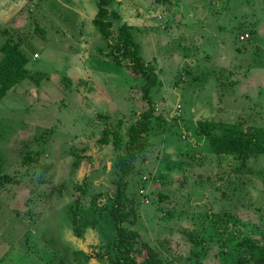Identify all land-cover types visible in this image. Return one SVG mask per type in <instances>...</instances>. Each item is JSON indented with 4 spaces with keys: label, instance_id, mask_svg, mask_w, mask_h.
Returning <instances> with one entry per match:
<instances>
[{
    "label": "rangeland",
    "instance_id": "rangeland-1",
    "mask_svg": "<svg viewBox=\"0 0 264 264\" xmlns=\"http://www.w3.org/2000/svg\"><path fill=\"white\" fill-rule=\"evenodd\" d=\"M111 7L117 24L140 28L159 74L161 117L129 176L131 227L170 264H239L238 241L264 246V155L242 166L194 130L206 119L264 126V0ZM96 12L97 0H0V45L12 37L30 55L0 97V264L110 263L118 170L100 138L107 127L124 137L148 104Z\"/></svg>",
    "mask_w": 264,
    "mask_h": 264
},
{
    "label": "trees",
    "instance_id": "trees-1",
    "mask_svg": "<svg viewBox=\"0 0 264 264\" xmlns=\"http://www.w3.org/2000/svg\"><path fill=\"white\" fill-rule=\"evenodd\" d=\"M114 2L115 0H97V12L92 18V23L107 40L109 54L113 60L126 65L134 74L135 80L140 82L142 98L148 107L130 124L124 137L117 131H114L111 137L112 131L107 127L100 138L103 144L111 142L115 147L113 164L118 170V182L110 208L116 235L108 244L112 250L109 264H170L154 246L141 238L136 228L131 227L137 223L138 214L134 200L129 198L127 193L129 176L137 160L148 150L149 136L155 122L161 117L157 114L152 96V89L159 82V74L152 63L141 54L139 41L135 37L136 33L141 32L140 28L134 24L126 22L117 24L114 21L111 7ZM242 36L240 40L247 37ZM0 53L1 97L27 75L30 55L23 49L21 43L12 37L0 45ZM194 131L199 138L206 140L211 152L217 155H233L240 160L242 166H245L250 158L264 155V126L248 125L243 121L224 122L206 119L199 120ZM229 238L223 240L228 242ZM236 249L240 252L239 264H264V246L253 238L238 241ZM105 253L96 252L99 257H106Z\"/></svg>",
    "mask_w": 264,
    "mask_h": 264
},
{
    "label": "built area",
    "instance_id": "built-area-1",
    "mask_svg": "<svg viewBox=\"0 0 264 264\" xmlns=\"http://www.w3.org/2000/svg\"><path fill=\"white\" fill-rule=\"evenodd\" d=\"M242 38H244V36H242Z\"/></svg>",
    "mask_w": 264,
    "mask_h": 264
},
{
    "label": "crops",
    "instance_id": "crops-1",
    "mask_svg": "<svg viewBox=\"0 0 264 264\" xmlns=\"http://www.w3.org/2000/svg\"><path fill=\"white\" fill-rule=\"evenodd\" d=\"M242 51V50H241Z\"/></svg>",
    "mask_w": 264,
    "mask_h": 264
}]
</instances>
